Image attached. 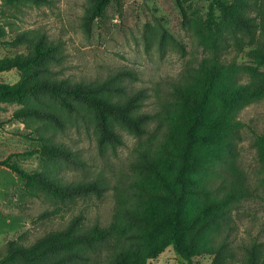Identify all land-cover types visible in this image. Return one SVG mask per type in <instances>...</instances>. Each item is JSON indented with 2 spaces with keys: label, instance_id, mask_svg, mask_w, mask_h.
Returning a JSON list of instances; mask_svg holds the SVG:
<instances>
[{
  "label": "trees",
  "instance_id": "obj_1",
  "mask_svg": "<svg viewBox=\"0 0 264 264\" xmlns=\"http://www.w3.org/2000/svg\"><path fill=\"white\" fill-rule=\"evenodd\" d=\"M0 1L10 8L48 2ZM110 1L89 0L82 17L85 30ZM183 27L206 54L171 83L158 110L151 112L142 109L146 91L129 88L128 80L136 78L130 70L99 81H70L56 76L58 48L44 32L19 30L1 41L10 47L29 45L26 53L0 58V73L19 72L15 82H0V100L18 101L22 106L13 116L38 123L41 143L34 152L47 163L79 162L67 145L54 140L50 129L63 130L71 122L91 124L99 148L123 144L121 130L136 138L131 179L107 225L85 224L79 214L30 244L10 239L3 264H88L99 256L105 264H145L169 245L186 264L204 254L211 256L209 264H264V246L257 238L232 245L231 213L248 188L238 168L219 171L241 127L222 107L247 89L238 81L241 67L225 51L250 46L253 62L264 65V0H210L206 17L184 14ZM253 145L264 186V131L254 135ZM0 165L61 203L100 196L107 189L99 177L64 181L47 169L26 172L7 159ZM53 213L46 210L41 216Z\"/></svg>",
  "mask_w": 264,
  "mask_h": 264
},
{
  "label": "rangeland",
  "instance_id": "obj_2",
  "mask_svg": "<svg viewBox=\"0 0 264 264\" xmlns=\"http://www.w3.org/2000/svg\"><path fill=\"white\" fill-rule=\"evenodd\" d=\"M210 0H111L87 31L82 17L89 0H48L39 5L25 3L18 8L1 5L0 58L26 53L29 45L15 47L1 41L19 30L44 32L58 48L60 62L54 65L57 77L70 81H99L121 70H130L136 78L129 88L146 91L143 110L156 111L167 96L172 82L195 65L205 54L191 30L183 27L184 14L204 19ZM218 15V13L216 12ZM250 46L236 51L228 48V60L239 66L238 81L245 92L222 107L241 122L239 137L220 172L238 168L245 178L248 194L231 213L229 221L232 245L253 238L264 246V186L260 182L262 166L256 157L254 135L264 131V65L257 66L249 55ZM19 72L0 73V82L13 83ZM22 105L16 100H0V160L7 159L26 172L49 170L64 181L99 177L107 189L100 196L88 194L61 203L50 198L10 168L0 165V264L6 243L17 239L30 244L49 230L64 228L69 220L82 214L85 224L107 225L114 217L118 200L125 196L131 179L129 161L136 138L121 130L123 144L99 148L92 125L69 123L63 130L51 129L54 140L67 145L78 163H47L34 152L41 143L35 130L38 123L13 116ZM228 162V164H227ZM230 166V167H227ZM46 210L54 211L41 216ZM210 255L193 258L192 264H209ZM88 264H105L103 256ZM145 264H186L172 245Z\"/></svg>",
  "mask_w": 264,
  "mask_h": 264
}]
</instances>
